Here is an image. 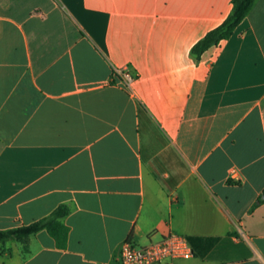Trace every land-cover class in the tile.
<instances>
[{
	"label": "crops",
	"instance_id": "obj_1",
	"mask_svg": "<svg viewBox=\"0 0 264 264\" xmlns=\"http://www.w3.org/2000/svg\"><path fill=\"white\" fill-rule=\"evenodd\" d=\"M0 0V264H116L177 233L179 264H264V0ZM131 77L130 86L126 78Z\"/></svg>",
	"mask_w": 264,
	"mask_h": 264
},
{
	"label": "trees",
	"instance_id": "obj_2",
	"mask_svg": "<svg viewBox=\"0 0 264 264\" xmlns=\"http://www.w3.org/2000/svg\"><path fill=\"white\" fill-rule=\"evenodd\" d=\"M254 0H233V10L228 18L217 28L210 31L192 49V53L200 58L210 48L218 46L222 41L229 39L236 28L244 21L252 9ZM264 202V192L258 199L257 205ZM70 214L66 206H60L50 216L34 222L27 226H22L7 231L0 230V244L10 240L22 243L24 251H27V244L31 236L46 230L55 240L59 247H65L69 228L62 222V219Z\"/></svg>",
	"mask_w": 264,
	"mask_h": 264
},
{
	"label": "built area",
	"instance_id": "obj_3",
	"mask_svg": "<svg viewBox=\"0 0 264 264\" xmlns=\"http://www.w3.org/2000/svg\"><path fill=\"white\" fill-rule=\"evenodd\" d=\"M133 79L126 78L128 86ZM194 257L193 249L187 238L171 233L147 246H136L127 240L116 264H179Z\"/></svg>",
	"mask_w": 264,
	"mask_h": 264
},
{
	"label": "rangeland",
	"instance_id": "obj_4",
	"mask_svg": "<svg viewBox=\"0 0 264 264\" xmlns=\"http://www.w3.org/2000/svg\"><path fill=\"white\" fill-rule=\"evenodd\" d=\"M180 263V262H179Z\"/></svg>",
	"mask_w": 264,
	"mask_h": 264
}]
</instances>
